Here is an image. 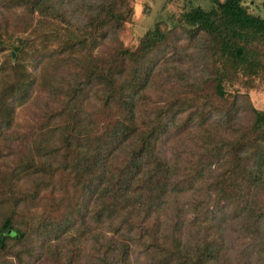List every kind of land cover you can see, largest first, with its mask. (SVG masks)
Wrapping results in <instances>:
<instances>
[{"label":"trees","instance_id":"1","mask_svg":"<svg viewBox=\"0 0 264 264\" xmlns=\"http://www.w3.org/2000/svg\"><path fill=\"white\" fill-rule=\"evenodd\" d=\"M75 1L14 0L0 35V264H264V110L235 88L264 84V14L211 0L130 49L125 1Z\"/></svg>","mask_w":264,"mask_h":264},{"label":"rangeland","instance_id":"2","mask_svg":"<svg viewBox=\"0 0 264 264\" xmlns=\"http://www.w3.org/2000/svg\"><path fill=\"white\" fill-rule=\"evenodd\" d=\"M14 0H0V21L4 19L2 14L7 18L4 26H7L6 32L0 31V35L3 38L11 37L12 43H17V39L23 34H21L18 26L24 23L27 20V11H31L29 6H15L13 5ZM79 1V0H78ZM127 6V9L133 10V15L130 21L125 23L124 30L121 34V40L124 45L130 49H136L139 47L142 37L148 32H151L156 28L157 25H160L162 29H173L174 24L182 20L183 14L186 11H190L196 7H202L206 10L212 9L213 2L211 0H123ZM224 1V0H221ZM75 2V3H74ZM72 3V11L77 8L76 1ZM245 6L253 14H264V0H247ZM12 11V13L10 12ZM4 12V13H3ZM3 15V16H4ZM36 20V16H35ZM76 20H74V23ZM1 23V22H0ZM2 24V23H1ZM7 34H10L7 36ZM181 29H176L170 35L173 43L186 44L188 39L183 36ZM26 37V36H25ZM172 49V48H170ZM11 50H7L3 53H0V64L5 60L9 59V54ZM162 55V54H161ZM16 57V56H15ZM26 64L32 72L35 73L33 60L28 58ZM0 72V79H1ZM235 88L240 90L242 93H246L250 96L252 104L260 109L264 110V84L260 83L259 80L256 81L253 88L245 87L243 82L240 81L235 85ZM34 97V96H33ZM34 110V112H33ZM36 112V103H28L25 106L18 107L15 111V120L18 130L24 135L30 133L32 129H36V119L34 113ZM23 137V138H24ZM21 141H14L12 147L5 151L8 157L5 161L11 159L10 154L16 155L19 154V145ZM14 157V159H15ZM4 161V167H0V172L6 173V179L11 177V171L14 167H6ZM1 175V173H0ZM34 241V247L35 246Z\"/></svg>","mask_w":264,"mask_h":264},{"label":"water","instance_id":"3","mask_svg":"<svg viewBox=\"0 0 264 264\" xmlns=\"http://www.w3.org/2000/svg\"><path fill=\"white\" fill-rule=\"evenodd\" d=\"M13 55H14V57L16 56V54H15V53H13Z\"/></svg>","mask_w":264,"mask_h":264}]
</instances>
